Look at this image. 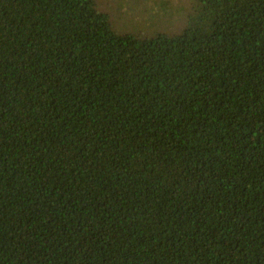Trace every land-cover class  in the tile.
Masks as SVG:
<instances>
[{
    "label": "trees",
    "instance_id": "16d2710c",
    "mask_svg": "<svg viewBox=\"0 0 264 264\" xmlns=\"http://www.w3.org/2000/svg\"><path fill=\"white\" fill-rule=\"evenodd\" d=\"M185 13L0 0V264H264V0Z\"/></svg>",
    "mask_w": 264,
    "mask_h": 264
},
{
    "label": "rangeland",
    "instance_id": "374dc122",
    "mask_svg": "<svg viewBox=\"0 0 264 264\" xmlns=\"http://www.w3.org/2000/svg\"><path fill=\"white\" fill-rule=\"evenodd\" d=\"M98 4L117 30L148 35L156 30L179 31L189 0H98Z\"/></svg>",
    "mask_w": 264,
    "mask_h": 264
}]
</instances>
